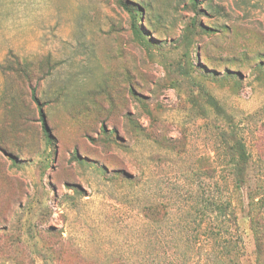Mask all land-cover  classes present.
I'll return each instance as SVG.
<instances>
[{"label":"rangeland","instance_id":"rangeland-1","mask_svg":"<svg viewBox=\"0 0 264 264\" xmlns=\"http://www.w3.org/2000/svg\"><path fill=\"white\" fill-rule=\"evenodd\" d=\"M260 198L264 0H0V264H264Z\"/></svg>","mask_w":264,"mask_h":264},{"label":"trees","instance_id":"trees-1","mask_svg":"<svg viewBox=\"0 0 264 264\" xmlns=\"http://www.w3.org/2000/svg\"><path fill=\"white\" fill-rule=\"evenodd\" d=\"M193 2H195V0H193ZM137 15L139 16L140 14L138 12H136V15L132 14V18L134 20L133 21V33H134L136 40H138L139 42H142L143 40L146 39V37L143 35L141 30L139 29L138 24L135 23V19L138 18V17H135ZM32 97L35 102L39 103L38 99L35 96V89H32ZM40 119L42 122V127H43L45 135L48 138H53L51 131L47 125L42 107H40ZM230 150L232 152L231 153L232 162H234L233 164H235L233 171L235 172L237 177H240L243 173L242 164L247 162L248 160V155L246 154L245 146L243 143H240L237 141L230 148ZM256 204L261 207H264L263 198H260V200ZM206 208L209 211H211L212 214H215L216 224L215 226L213 225L214 232L221 240L223 233L229 234V231L224 229V225L228 223V225L230 226L232 220L236 219V214H235L233 204L230 200L221 201V200L214 199V200H208L206 202ZM260 213L261 212L258 211L257 214L251 219V228H252L253 236L256 242L257 251L260 255H262L264 254V216H260Z\"/></svg>","mask_w":264,"mask_h":264}]
</instances>
